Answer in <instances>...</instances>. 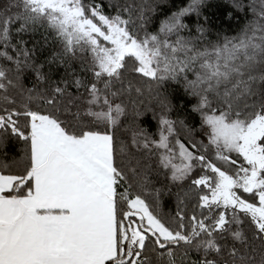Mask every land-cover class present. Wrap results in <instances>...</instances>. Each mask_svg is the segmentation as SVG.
I'll return each mask as SVG.
<instances>
[{
	"label": "snow or ice",
	"instance_id": "6c2138e0",
	"mask_svg": "<svg viewBox=\"0 0 264 264\" xmlns=\"http://www.w3.org/2000/svg\"><path fill=\"white\" fill-rule=\"evenodd\" d=\"M209 3L190 0L155 33L145 28L142 5L141 35L123 16L128 5L110 15L103 0H6L0 41L15 21H23L20 30L46 23L65 53L89 54L93 79L75 81L86 97L65 103L66 89L56 87L33 109L16 106L8 94L15 84L0 66V264H184L189 250L201 253L191 264H264V0H252L255 19L231 38L208 41L204 23L195 36L182 34L191 31L184 18ZM229 3L245 8L243 0ZM0 58L13 61L7 51ZM125 71L146 78L160 110L157 136L132 129L142 157L117 148L108 131L127 115L125 92L145 95L131 81L124 86ZM170 82L195 99L201 139L178 135L177 123L189 136L195 129L170 118L173 104L159 91ZM14 141L21 148L9 158ZM152 157L182 189L175 227L159 214L171 189H149Z\"/></svg>",
	"mask_w": 264,
	"mask_h": 264
},
{
	"label": "trees",
	"instance_id": "16d2710c",
	"mask_svg": "<svg viewBox=\"0 0 264 264\" xmlns=\"http://www.w3.org/2000/svg\"><path fill=\"white\" fill-rule=\"evenodd\" d=\"M243 2L245 5L244 10L238 11L231 7L229 0H210V3L201 9L199 16L192 13L184 18V22L188 24L191 31H185L182 34L195 36L198 24L204 23L208 29L206 33L208 41L215 43L225 37H233L246 24L255 19L250 7L252 0H243ZM103 3L106 5L105 11L110 15L116 14L118 10L116 5L131 6V13L124 12L123 16L127 18L130 15L132 21L136 22L133 27L143 35V31L138 28L139 21L137 20L142 5L149 6L144 8L145 28L149 33H155L164 19L172 12L179 10V8L187 7L190 0H103ZM5 4L6 0H0V9ZM16 11V9H13V12ZM205 17H207L206 21ZM21 24H23V21L13 22L10 27L8 41H0V51H7L9 55L13 56V61L0 58V66L8 71V77L15 84V88H10L8 94L15 98L16 106L29 103L35 109L43 103L39 97L48 98L52 96L56 87L66 89V94L61 98L65 103L71 97H86V89L84 87L78 89L75 86V81L79 79L86 84L92 81V73L88 71L90 66L89 54L65 53L61 38L46 23L28 24L24 26L23 30H20ZM17 61L20 62L19 70L16 67ZM128 67L130 69L131 64ZM123 78L125 87L131 81L133 87L144 88L145 95L138 97L134 91L125 92L120 100L127 106V115L121 118L120 124L115 129H108V131L114 135L117 148L123 143L128 146L132 155L142 157V153L138 152L131 144L132 129L141 127L151 135L157 136V116L160 110L156 101L150 100L148 96L146 78H142L131 71H125ZM120 86L119 83L115 85L116 88ZM151 86L154 90L157 88L154 82ZM159 91L167 95L173 104L170 118L175 121L184 120L188 126L195 129L193 135L189 136L187 131L177 123L176 128L180 138L192 139L194 137L197 140L201 139L199 135L201 118L198 113L191 111L192 105L196 101L186 93L183 84L170 82L160 87ZM29 95L32 97L31 101L28 100ZM141 99L144 101L142 105L138 103ZM120 100L116 102H120ZM133 101H137V103L133 104ZM134 110H140L144 114L134 118ZM101 130H104V126H101ZM20 148L21 144L14 141L7 149L9 158L15 156ZM146 162L151 163V168L148 170L149 189L153 187L164 188L165 186L167 189H171L170 195L165 194L161 197L162 205L159 214L165 223L175 227L172 224L171 216L177 210L176 193L182 192V189L170 181V178L165 174L167 170L159 167L156 157H152L150 161ZM147 199L152 202L151 196H148ZM221 243L225 242L222 241ZM227 243L230 246L232 242L227 241ZM183 251V248L178 249L177 256ZM200 258L201 253L189 250L184 264H191L192 261Z\"/></svg>",
	"mask_w": 264,
	"mask_h": 264
}]
</instances>
